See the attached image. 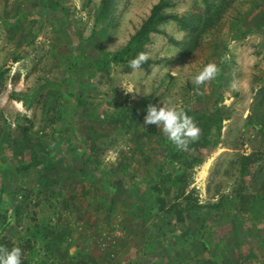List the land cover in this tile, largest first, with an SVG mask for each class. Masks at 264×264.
<instances>
[{"label":"rangeland","instance_id":"374dc122","mask_svg":"<svg viewBox=\"0 0 264 264\" xmlns=\"http://www.w3.org/2000/svg\"><path fill=\"white\" fill-rule=\"evenodd\" d=\"M53 1L0 0V246L23 264H264V0H163L207 27L161 24L143 51L160 63L135 71L98 61L160 0ZM169 101L195 150L143 124Z\"/></svg>","mask_w":264,"mask_h":264},{"label":"clouds","instance_id":"9594fccd","mask_svg":"<svg viewBox=\"0 0 264 264\" xmlns=\"http://www.w3.org/2000/svg\"><path fill=\"white\" fill-rule=\"evenodd\" d=\"M148 59L146 53H139L137 57L129 61L128 66L139 70ZM220 74V68L215 63L206 64L193 78L197 94L201 86L209 84ZM133 92V91H128ZM134 93V92H133ZM143 124L154 125L161 134L170 141L177 150L186 151L191 144L198 142L202 130L182 108H177L171 101L168 104L157 107L149 104L146 109ZM22 249L18 246L11 249L0 246V264H23Z\"/></svg>","mask_w":264,"mask_h":264},{"label":"trees","instance_id":"16d2710c","mask_svg":"<svg viewBox=\"0 0 264 264\" xmlns=\"http://www.w3.org/2000/svg\"><path fill=\"white\" fill-rule=\"evenodd\" d=\"M45 1L47 9L49 11H65L59 3L54 2L53 0ZM103 3L105 2L103 1ZM168 7L169 4L166 1L160 0L158 3H156L152 7L148 17L143 21L139 29L129 39L126 45L115 52L106 53L103 60H99L98 63H125L128 66L130 60L137 57L139 53H142L144 51V47L150 41V36L152 34L165 35V33L160 30L159 26L168 21L175 22L180 30H188L190 31V33H195L196 35L205 31L207 24L202 26L196 16L188 15L186 17H180L177 14L166 12V9ZM169 42L174 46H179L181 44L180 42L172 38H169ZM192 42L195 43V41ZM159 63L160 61L147 59V61L142 64L141 68L147 70L151 66L158 65ZM198 121L201 122V125L204 127V131L210 129L212 125L215 126L216 130L220 129L221 118L217 115V113H213L208 116L202 115L200 118H198ZM202 138L205 139L204 136ZM197 147L198 146L194 143L191 144L188 149L195 150ZM38 165L40 164H30L27 166H22V168L20 169L27 170L30 167H34L35 169H37Z\"/></svg>","mask_w":264,"mask_h":264}]
</instances>
